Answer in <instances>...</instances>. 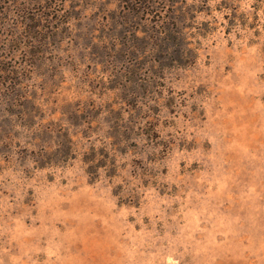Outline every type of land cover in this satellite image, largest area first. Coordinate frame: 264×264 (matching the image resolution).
Returning <instances> with one entry per match:
<instances>
[{"label":"rangeland","instance_id":"obj_1","mask_svg":"<svg viewBox=\"0 0 264 264\" xmlns=\"http://www.w3.org/2000/svg\"><path fill=\"white\" fill-rule=\"evenodd\" d=\"M37 1L0 0V264H264V0L182 1L190 64L135 0Z\"/></svg>","mask_w":264,"mask_h":264},{"label":"trees","instance_id":"obj_2","mask_svg":"<svg viewBox=\"0 0 264 264\" xmlns=\"http://www.w3.org/2000/svg\"><path fill=\"white\" fill-rule=\"evenodd\" d=\"M39 1L41 0H38L36 3L39 4ZM135 1L136 5L138 2L140 3L139 6L142 9V13L149 15L148 11L150 10L151 19L155 15L158 18L159 16L161 17L159 20L148 22V28L142 32L145 35L144 44L142 45L145 48L149 47L152 53L159 54L160 60H169L174 63H192L195 54L193 50L188 48L184 26L188 18L180 6L184 0ZM48 2L51 3L52 0H48ZM44 4H46L45 1ZM159 5L162 6V10L157 9ZM25 25L28 27V30L37 27L36 25H32V27L27 26V23Z\"/></svg>","mask_w":264,"mask_h":264}]
</instances>
